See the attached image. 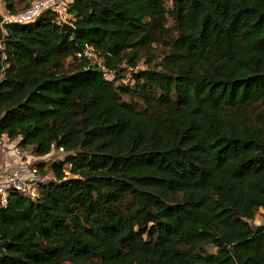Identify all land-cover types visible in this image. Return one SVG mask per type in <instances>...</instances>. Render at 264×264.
Instances as JSON below:
<instances>
[{"label":"trees","instance_id":"trees-1","mask_svg":"<svg viewBox=\"0 0 264 264\" xmlns=\"http://www.w3.org/2000/svg\"><path fill=\"white\" fill-rule=\"evenodd\" d=\"M67 13H0V135L65 151L36 196L0 205V264H264V0H72ZM154 42L159 65L107 78Z\"/></svg>","mask_w":264,"mask_h":264},{"label":"rangeland","instance_id":"rangeland-1","mask_svg":"<svg viewBox=\"0 0 264 264\" xmlns=\"http://www.w3.org/2000/svg\"><path fill=\"white\" fill-rule=\"evenodd\" d=\"M66 1H72V0H66ZM27 6H29V0H16L15 1V10L16 11H21L23 9H25ZM0 13L5 17L6 15H8L10 13L8 7L6 6V3L4 1H0ZM173 20L171 18L168 19V26H173ZM162 44L159 42H154L153 46H152V51L151 53L153 54V56L156 57H151L152 54L150 53L148 54H143L141 59L139 60V63L136 67H134L132 65V63H130L129 61L123 63L119 69H121V71L119 70H115V71H109L106 72L107 78L112 79V80H116L117 84H121L124 83L126 84H133L134 81V73H136L139 70H144V69H149L152 67H155L157 65H159L162 57H161V53L162 51ZM1 48V46H0ZM92 57V61L95 64H99L102 65V59H100L99 57H97L96 55L89 53ZM157 56L159 58H157ZM72 61L71 59H69L67 61V66H66V70H68V72L72 71L76 65V63ZM106 70V68H105ZM107 71V70H106ZM118 72H120L119 78H117ZM127 100H130L129 97H125ZM264 108V107H263ZM20 146L19 144V139H15V140H10L8 139L6 136H1L0 135V164L2 165L3 168L9 169L12 165H14L15 163V156L12 153V147L14 146ZM24 151L27 153V156H25V159L29 158L30 159V176L33 175L34 177V183H33V187L32 189L28 190V194L32 195V196H36L38 194V183L41 182H46L48 180H51L54 178V174L50 171L49 169V165L52 161L55 160H59L62 159L63 157H65V153L62 152H55L53 154H51L50 156H45V158H40V156H38L35 153V147H23ZM57 151V150H56ZM46 163L44 168L39 169L37 173H33L35 169H38V164L39 163ZM5 170V169H4ZM3 169H1L0 171L2 172V174H5L7 171H4ZM1 182V181H0ZM32 193H31V191ZM254 225H261L264 224V215H263V210L260 209L257 212L256 218L255 220L252 222ZM207 251L209 252H216V248L209 245L206 247ZM68 264H72V263H68ZM84 264V263H81Z\"/></svg>","mask_w":264,"mask_h":264},{"label":"built area","instance_id":"built-area-1","mask_svg":"<svg viewBox=\"0 0 264 264\" xmlns=\"http://www.w3.org/2000/svg\"><path fill=\"white\" fill-rule=\"evenodd\" d=\"M70 2L66 0H36L31 6L17 13H9L4 17V21L26 24L35 21L43 12L52 10L58 13V22H66L69 18L67 10ZM2 136L5 137V135ZM55 152L65 153L63 148H59L53 150L49 156ZM12 153L16 158L15 163L9 169H5L7 171L5 177L3 180H0V205L3 207L8 205L9 194L12 191L28 193V190L32 189L34 183V177L33 175L30 176L29 172L31 162L29 158L25 159L27 153L24 151V148L16 145L12 147ZM45 156H40V158H45ZM38 170L35 169L33 173H37Z\"/></svg>","mask_w":264,"mask_h":264},{"label":"crops","instance_id":"crops-1","mask_svg":"<svg viewBox=\"0 0 264 264\" xmlns=\"http://www.w3.org/2000/svg\"><path fill=\"white\" fill-rule=\"evenodd\" d=\"M0 163H1V162H0ZM1 169L4 170V169H6V168H3L2 165L0 164V170H1ZM6 170H7V169H6ZM6 170H4V171H6ZM4 177H5V174H2V172L0 171V180H3Z\"/></svg>","mask_w":264,"mask_h":264}]
</instances>
